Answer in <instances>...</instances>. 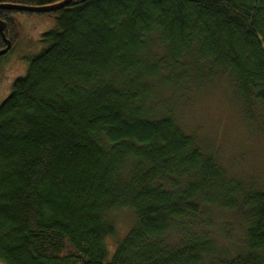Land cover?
<instances>
[{
    "label": "trees",
    "instance_id": "1",
    "mask_svg": "<svg viewBox=\"0 0 264 264\" xmlns=\"http://www.w3.org/2000/svg\"><path fill=\"white\" fill-rule=\"evenodd\" d=\"M19 15L56 16L58 27L0 105V262L264 264V192L229 177L158 100L168 87L226 78L247 113H264V0L0 9L12 49ZM124 209L134 224L110 252L109 216ZM217 213L240 221L235 253L224 247L231 233L217 237Z\"/></svg>",
    "mask_w": 264,
    "mask_h": 264
},
{
    "label": "rangeland",
    "instance_id": "2",
    "mask_svg": "<svg viewBox=\"0 0 264 264\" xmlns=\"http://www.w3.org/2000/svg\"><path fill=\"white\" fill-rule=\"evenodd\" d=\"M17 19L16 45L0 57V105L10 96L14 83L27 75L30 60L46 49L43 35L58 27L56 16L19 15ZM191 87L195 89H165L158 99L162 103L159 110L174 116L184 132L199 140L204 150L216 157L229 177L246 188L264 192L263 111L255 108L247 113L229 79L192 80ZM109 219L117 230L116 237L108 240L109 250L113 252L117 241L133 226L134 214L124 209L110 213ZM213 219L217 237L225 236L223 229L231 233L224 247L235 253L245 239L239 219L220 213Z\"/></svg>",
    "mask_w": 264,
    "mask_h": 264
},
{
    "label": "water",
    "instance_id": "3",
    "mask_svg": "<svg viewBox=\"0 0 264 264\" xmlns=\"http://www.w3.org/2000/svg\"><path fill=\"white\" fill-rule=\"evenodd\" d=\"M74 0H64L60 3L46 6V7H25V6H14V5H0L1 10H9V11H18V12H26V13H35V14H45V13H53L57 12L67 6H69ZM83 2L87 0H82ZM0 30L3 36V39L6 44V48L0 51V57L7 55L12 49V42L5 35V23L0 20Z\"/></svg>",
    "mask_w": 264,
    "mask_h": 264
}]
</instances>
